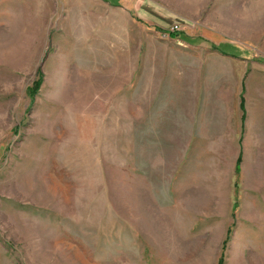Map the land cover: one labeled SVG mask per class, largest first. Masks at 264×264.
Listing matches in <instances>:
<instances>
[{
    "label": "rangeland",
    "instance_id": "374dc122",
    "mask_svg": "<svg viewBox=\"0 0 264 264\" xmlns=\"http://www.w3.org/2000/svg\"><path fill=\"white\" fill-rule=\"evenodd\" d=\"M127 1L0 0V264H264V83Z\"/></svg>",
    "mask_w": 264,
    "mask_h": 264
},
{
    "label": "crops",
    "instance_id": "0c3cea01",
    "mask_svg": "<svg viewBox=\"0 0 264 264\" xmlns=\"http://www.w3.org/2000/svg\"><path fill=\"white\" fill-rule=\"evenodd\" d=\"M113 2L114 0H105ZM126 8H130V2L123 0ZM145 8L139 11V16L145 22H159L165 24V28L172 25L185 24V17L187 14L182 13L174 14L171 10L164 9V15L160 13L155 14V10ZM142 5L135 6V9L141 8ZM196 11V10H195ZM210 17L216 21L210 20L211 31L213 37L211 38L215 45L213 47L223 54L230 57L243 58L245 63L250 64L252 72L250 81L253 80V84L263 82L264 72L263 66L255 63L257 60L264 64V0H216L208 11ZM192 14L196 17L197 13L192 11ZM170 21L172 23L170 24ZM151 23V24H155ZM185 24V28H186ZM189 26V25H188ZM198 30L199 26L191 25ZM216 31V32H215ZM217 33L216 37L215 34ZM171 37V35H170ZM187 37V36H186ZM188 38V37H187ZM206 37L202 36V33L193 37H189L190 42L203 41ZM221 38L217 44L216 39ZM207 39V38H206ZM220 48L227 49L226 52L221 51ZM250 74H248L249 76Z\"/></svg>",
    "mask_w": 264,
    "mask_h": 264
},
{
    "label": "built area",
    "instance_id": "2783aa9c",
    "mask_svg": "<svg viewBox=\"0 0 264 264\" xmlns=\"http://www.w3.org/2000/svg\"><path fill=\"white\" fill-rule=\"evenodd\" d=\"M178 29H179V28H177V27H173L172 32H173V33H175V32L177 33ZM164 36H166L165 33H164Z\"/></svg>",
    "mask_w": 264,
    "mask_h": 264
},
{
    "label": "trees",
    "instance_id": "16d2710c",
    "mask_svg": "<svg viewBox=\"0 0 264 264\" xmlns=\"http://www.w3.org/2000/svg\"><path fill=\"white\" fill-rule=\"evenodd\" d=\"M172 37H175V35H172ZM37 86H38V83H37V85L35 87H37Z\"/></svg>",
    "mask_w": 264,
    "mask_h": 264
}]
</instances>
